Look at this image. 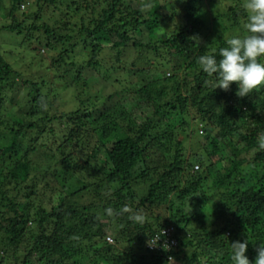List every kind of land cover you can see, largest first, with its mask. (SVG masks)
<instances>
[{
	"label": "trees",
	"instance_id": "obj_1",
	"mask_svg": "<svg viewBox=\"0 0 264 264\" xmlns=\"http://www.w3.org/2000/svg\"><path fill=\"white\" fill-rule=\"evenodd\" d=\"M4 1L0 17L11 21L1 30L16 37L25 33L18 46L39 56L41 67L54 51L47 43V55H41L42 35L64 48L41 69L55 74L52 97L44 78H26L0 54V264H231V244L246 239V256L254 264L264 244V150L258 148L264 89L239 98L235 84L216 89L215 77L200 70L198 57L219 59L228 41L220 35L200 43L201 0H186L183 25L171 31L166 23L176 15H164L159 0H151L147 12L127 0H8L10 8ZM32 3V22L18 21L16 13ZM62 5L80 14L79 43L90 57L70 84L69 74L61 72L74 64L66 62L70 37L58 35L59 27L42 17L44 9L60 14ZM230 12L240 27V16L247 15ZM106 47L163 53L171 74L52 114L65 84L86 86L99 79L110 87L100 76H82L86 68L100 71L97 58ZM55 121L66 126L60 141L53 137ZM181 137L196 142L184 144ZM40 151L50 165L32 158ZM138 214L143 221L132 219ZM168 226L175 228L179 246L148 252L146 240Z\"/></svg>",
	"mask_w": 264,
	"mask_h": 264
},
{
	"label": "rangeland",
	"instance_id": "obj_2",
	"mask_svg": "<svg viewBox=\"0 0 264 264\" xmlns=\"http://www.w3.org/2000/svg\"><path fill=\"white\" fill-rule=\"evenodd\" d=\"M131 3L133 8L140 7V4L142 0H127ZM161 4L163 3L165 7L162 9V13L164 15L170 16L171 14H175L176 16L172 18L167 24V29L170 31L175 29V25L181 24L183 25L184 20V7L187 5L186 0H159ZM244 0H241L240 2L232 1V0H201L198 3H196L197 8H199L200 17L205 23V27L201 30V37H200V43L208 44L212 41H216L218 36L222 35L225 37L226 40H229L233 37L237 36H243L245 35V25L247 23V17L242 18L240 16L241 22H240V28L239 26L235 25L233 21L230 19V10L235 9V13L241 14L242 12H245L247 15V12L245 8L243 7ZM4 6L10 8V2L8 0L4 1ZM59 7V6H58ZM23 8V9H22ZM20 12L16 13V18L18 21H25V23L32 22V13L36 11V5H24L22 7ZM60 14L53 9H44L42 12V17L44 18V21H48L52 26L59 27L56 30V33L61 36L69 35L70 41L66 43L65 47L72 49V54L69 56V60L66 62L74 63L72 65H67V68H63L61 72H67L68 78L67 83L70 84L72 79L77 78L76 71L79 69L81 65H84L86 62L89 61L90 57L88 55V49L83 47V44L81 45L79 42L81 40V36H79V32L77 30V27L80 26L79 22V15H75L72 13L71 10H66L65 7L62 5L59 7ZM160 12V13H161ZM30 15V17H29ZM29 18V19H27ZM169 18V17H168ZM61 21L60 23L58 22ZM5 21L0 17V54L3 55L4 59L8 61L14 70L17 72H20L23 76L26 78H33L34 80H41L44 78L48 82V88L49 92H47L50 97L53 95V91L57 86L50 85V83L54 84L57 83L55 80V74L52 70L43 71L41 69H44V66L51 65V62L53 60L54 54L62 53L61 50L64 48L60 44H53L52 41L46 40L44 35L39 38V46L41 49V55H44L46 53L44 47L47 46V43H50V47L54 49V51L50 52L51 59H47L46 57V64H42V67L40 66L41 58L39 56H35L34 52L33 54H30L27 49L25 48H19L18 44L22 42L21 40L24 39L23 36H15L9 35L5 33L2 29L3 25H6L10 22ZM57 21V22H55ZM55 30V29H54ZM35 35V34H34ZM26 36V35H25ZM84 36V35H83ZM35 37V36H33ZM85 37V36H84ZM136 40H139L141 42H148L149 39L145 38L142 39L140 36H134ZM33 40V39H32ZM32 40H29V43L27 45H31L30 42H33ZM155 41V40H153ZM152 41H150L151 43ZM27 43V42H26ZM208 46V45H207ZM30 50V49H29ZM87 50V51H85ZM120 50V51H119ZM118 51L120 53L119 61H116L118 57ZM47 55V53H46ZM163 57V53L160 57H157L154 53L150 51H143L141 55L136 54L133 48L126 47V48H118L117 50H111L109 47H106L102 52L101 55L97 58V62L101 65L100 71L95 72L92 70V68H86V70L82 71L83 77L91 76L94 78H97L100 76L103 79L107 80L106 83L110 86L109 88H106L103 86V81L95 80V82H90L86 86L81 85V81L79 85L75 84V87L68 86L66 88V84L64 88L61 90H58V98L55 101V104L52 107V114H55L56 116L60 115L61 113H70L74 111L75 109H78L80 106V101H86L87 98L89 99V102H95V96H97L99 99V102L104 100V98L110 94V92L113 90H131L135 86L143 84L146 80L156 76V74H164L167 76H170V70L169 67L164 64L165 61H167L166 57ZM111 67H114L112 69ZM78 68V69H77ZM142 70L146 71L142 72ZM40 74V75H39ZM42 77L41 79H39ZM47 77V78H46ZM79 79V78H78ZM110 89V90H109ZM92 100V101H91ZM52 129L54 130L53 137H56L55 139H59L62 137V135L65 134L66 126L64 123L55 121L52 124ZM199 128L197 129V131ZM200 133V132H199ZM195 135V132L193 133V137ZM97 135L95 133V136L92 135V138L89 140L91 141V147H93ZM184 141V144H191L193 145L194 142L193 138L192 140L188 137L182 138ZM60 141V139H59ZM48 157L52 156V152L48 153ZM44 152L40 151L37 153V155H34L32 157L34 160L43 161ZM100 159H103L105 157V152L102 151L100 154ZM212 159V157L210 158ZM43 165H50L49 162L42 163ZM197 170V169H196ZM195 168H193V172L195 171ZM201 171V168H200ZM199 171V172H200ZM192 170H190V173ZM192 174V173H191ZM142 188V185L139 186ZM55 202L57 201L56 198L53 199ZM160 214L164 217V220H170L171 214L169 212H165L164 210L159 211ZM205 217L209 215V213L204 214ZM110 235V234H109ZM112 236V235H110ZM188 253H190V250H187Z\"/></svg>",
	"mask_w": 264,
	"mask_h": 264
},
{
	"label": "clouds",
	"instance_id": "obj_3",
	"mask_svg": "<svg viewBox=\"0 0 264 264\" xmlns=\"http://www.w3.org/2000/svg\"><path fill=\"white\" fill-rule=\"evenodd\" d=\"M243 7L247 12L245 35L229 39L227 46L219 49V59L215 54H204L197 60L202 72L215 77L216 89L227 91L235 84L239 98L264 89V0H244ZM151 8V0H142L141 11ZM258 148L264 150V135L258 138ZM132 219L139 222L144 217L138 214ZM158 240L159 237L149 240V246H156ZM248 244V239L231 244V264H250L246 256ZM256 252L254 264H264V244H259Z\"/></svg>",
	"mask_w": 264,
	"mask_h": 264
},
{
	"label": "built area",
	"instance_id": "obj_4",
	"mask_svg": "<svg viewBox=\"0 0 264 264\" xmlns=\"http://www.w3.org/2000/svg\"><path fill=\"white\" fill-rule=\"evenodd\" d=\"M197 169V167H196ZM159 237L157 245L154 247H150L148 241L155 240ZM105 241L109 244L113 243L111 237H106ZM179 246V241L176 238V231L173 226H168L163 229H160L157 233L151 235L145 243V248L148 252L155 253V252H170L176 249Z\"/></svg>",
	"mask_w": 264,
	"mask_h": 264
},
{
	"label": "bare ground",
	"instance_id": "obj_5",
	"mask_svg": "<svg viewBox=\"0 0 264 264\" xmlns=\"http://www.w3.org/2000/svg\"><path fill=\"white\" fill-rule=\"evenodd\" d=\"M196 170V169H195Z\"/></svg>",
	"mask_w": 264,
	"mask_h": 264
}]
</instances>
